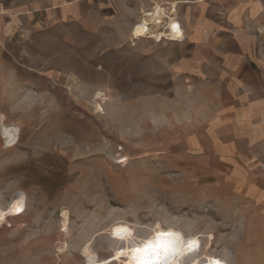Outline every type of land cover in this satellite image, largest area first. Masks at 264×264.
<instances>
[{
  "label": "rangeland",
  "instance_id": "1",
  "mask_svg": "<svg viewBox=\"0 0 264 264\" xmlns=\"http://www.w3.org/2000/svg\"><path fill=\"white\" fill-rule=\"evenodd\" d=\"M151 4L140 0L137 20L127 0L2 38L0 207L19 196L25 208L0 220V264H132L157 225L191 238L194 264H259V206L193 153L215 121V86L169 60L178 21L173 40L132 38ZM122 223L129 242L117 241Z\"/></svg>",
  "mask_w": 264,
  "mask_h": 264
},
{
  "label": "crops",
  "instance_id": "2",
  "mask_svg": "<svg viewBox=\"0 0 264 264\" xmlns=\"http://www.w3.org/2000/svg\"><path fill=\"white\" fill-rule=\"evenodd\" d=\"M125 1L0 0V42L19 31L85 21ZM132 1L137 20L143 8L140 0ZM176 2L184 39L171 42L180 52L169 60L186 80L206 76L215 86V121L193 137V153L205 158L215 175L249 190L259 206L264 237V41L257 34L264 0H228L223 6ZM259 264H264V242Z\"/></svg>",
  "mask_w": 264,
  "mask_h": 264
},
{
  "label": "bare ground",
  "instance_id": "3",
  "mask_svg": "<svg viewBox=\"0 0 264 264\" xmlns=\"http://www.w3.org/2000/svg\"><path fill=\"white\" fill-rule=\"evenodd\" d=\"M170 30L171 31L168 34L170 38H174V36H177L178 34L177 31L179 30L177 26H172ZM181 32L182 30L180 28V34ZM24 208H25L24 199L18 196L10 202V205L7 208L2 209L0 207V220L5 219L8 215H14L16 213H19L23 211ZM63 215L65 218L64 227L66 228L68 217H67V212L65 210L63 211ZM115 230H116V234H117V230H121L120 233L117 234L118 242H129V240L135 236L134 229L130 225H127L124 223L115 227ZM160 233L170 234L177 241L178 251L169 258L166 264H194L193 260L187 255V252H186V247L191 242V238L189 236L186 237L182 234L173 235L171 230L164 229L161 225H157L154 228L153 233L143 239L140 247H143V245L147 243L148 241H155ZM128 248L129 246L127 247V249ZM83 253L87 257L92 256L93 251L91 250L89 243H87L84 246ZM132 264H136L134 253L132 255ZM159 264H164V262H159Z\"/></svg>",
  "mask_w": 264,
  "mask_h": 264
},
{
  "label": "built area",
  "instance_id": "4",
  "mask_svg": "<svg viewBox=\"0 0 264 264\" xmlns=\"http://www.w3.org/2000/svg\"><path fill=\"white\" fill-rule=\"evenodd\" d=\"M151 1V6L142 12L140 20L134 25L132 38L149 37L157 41L173 40L168 34L173 21H178L182 28V37L174 40H182L184 38V29L178 20L177 3L164 0ZM141 30L143 33H141Z\"/></svg>",
  "mask_w": 264,
  "mask_h": 264
},
{
  "label": "snow or ice",
  "instance_id": "5",
  "mask_svg": "<svg viewBox=\"0 0 264 264\" xmlns=\"http://www.w3.org/2000/svg\"><path fill=\"white\" fill-rule=\"evenodd\" d=\"M120 231L117 230V234ZM177 251L176 239L170 234L160 233L155 241H148L143 247L135 248L134 256L136 264H159V262L166 264Z\"/></svg>",
  "mask_w": 264,
  "mask_h": 264
}]
</instances>
